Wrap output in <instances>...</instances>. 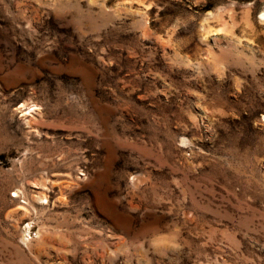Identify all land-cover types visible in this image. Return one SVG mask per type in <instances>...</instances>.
Listing matches in <instances>:
<instances>
[{
    "label": "rangeland",
    "instance_id": "374dc122",
    "mask_svg": "<svg viewBox=\"0 0 264 264\" xmlns=\"http://www.w3.org/2000/svg\"><path fill=\"white\" fill-rule=\"evenodd\" d=\"M0 264H264V0H0Z\"/></svg>",
    "mask_w": 264,
    "mask_h": 264
}]
</instances>
